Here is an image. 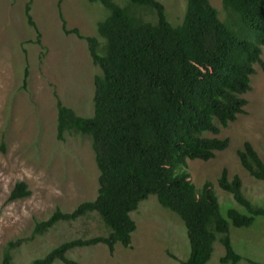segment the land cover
Returning <instances> with one entry per match:
<instances>
[{
	"label": "trees",
	"instance_id": "1",
	"mask_svg": "<svg viewBox=\"0 0 264 264\" xmlns=\"http://www.w3.org/2000/svg\"><path fill=\"white\" fill-rule=\"evenodd\" d=\"M89 1L109 11L97 28L103 44L79 29L68 30L63 15L61 19L65 34L85 41L101 69L95 80V112L80 117L59 101L58 139L63 142L73 132L92 138L99 193L71 213L57 209L38 222L31 238L7 246L2 264H14L13 253L24 243L91 216L103 221L108 235L65 242L31 264H81L71 254L100 245L112 256L118 245L129 249L138 230L132 214L151 197L184 223L190 254L182 264H210L218 244L225 252L222 264H239L243 258L233 246L231 227L251 228L264 218V207L246 195L243 179L231 178L225 168L218 185L246 212L232 207L225 216L215 185L208 181L198 189L188 161L208 163L227 151L230 140L217 137L246 114L245 96L252 91L256 66L264 70V0H223L233 23L222 21L210 0H186L184 19L176 27L158 0H129L125 7L113 0ZM133 9L154 12L157 22L144 20ZM26 17L41 45L31 0ZM28 79L27 69L23 89ZM238 158L252 178L264 182V161L252 144L246 143ZM31 196L28 185L20 182L9 202Z\"/></svg>",
	"mask_w": 264,
	"mask_h": 264
},
{
	"label": "rangeland",
	"instance_id": "2",
	"mask_svg": "<svg viewBox=\"0 0 264 264\" xmlns=\"http://www.w3.org/2000/svg\"><path fill=\"white\" fill-rule=\"evenodd\" d=\"M30 0H0V264L11 242L33 236L38 222L47 220L57 209L71 213L79 205L94 201L99 193L100 171L91 137L67 133L58 139V102L88 118L95 112V80L101 69L94 65L88 45L68 30L79 29L85 37L98 35V24L109 16L101 3L89 0H31L32 17L41 33L28 24L26 8ZM173 26L182 23L186 0H158ZM121 7L129 0H113ZM224 22L235 17L224 9L223 0H210ZM146 21L157 22L150 10H134ZM254 40L253 36L249 37ZM264 61V49H263ZM27 89H23L26 70ZM246 114L218 139L230 140L229 149L205 163L188 161L193 183L201 189L212 182L220 197L223 213L237 207L232 197L221 191L218 181L227 168L230 177L240 176L246 195L264 207V182L252 178L243 168L238 152L252 144L264 161V70L256 66ZM208 137H214L208 135ZM20 182L26 183L32 196L9 202ZM138 230L131 248L117 246L112 256L105 246L78 249L71 258L81 264H182L190 254L186 228L174 213L164 209L156 197L143 202L132 214ZM109 229L97 216L78 223L61 224L44 237L24 243L14 251V264H31L45 257L59 245L79 238L106 236ZM235 251L243 260L239 264H264V218H257L251 228L231 227ZM221 245L210 264H222Z\"/></svg>",
	"mask_w": 264,
	"mask_h": 264
}]
</instances>
